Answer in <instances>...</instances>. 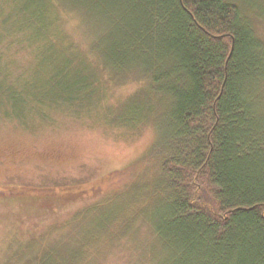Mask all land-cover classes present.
<instances>
[{
	"label": "trees",
	"instance_id": "obj_1",
	"mask_svg": "<svg viewBox=\"0 0 264 264\" xmlns=\"http://www.w3.org/2000/svg\"><path fill=\"white\" fill-rule=\"evenodd\" d=\"M7 5L0 46L34 59L19 74L0 62L5 117L26 124L27 115L48 121L59 109L88 114L97 84L81 71L95 67L120 83L135 78L139 88L122 106L131 122L158 119L160 135L130 165L132 178L61 198L75 200L74 209L46 225L70 231L59 236L67 241L21 263L87 264L96 248V257L132 251L140 264H264V38L253 21L226 0ZM62 16L87 39L84 49ZM94 238L106 243L90 244Z\"/></svg>",
	"mask_w": 264,
	"mask_h": 264
},
{
	"label": "rangeland",
	"instance_id": "obj_2",
	"mask_svg": "<svg viewBox=\"0 0 264 264\" xmlns=\"http://www.w3.org/2000/svg\"><path fill=\"white\" fill-rule=\"evenodd\" d=\"M13 1L15 7L21 4V0ZM226 1L235 3L264 38V0ZM7 2L0 0V23L8 16ZM61 20L70 36L84 49L85 36L68 27L67 17L62 16ZM1 50L0 62L8 64L12 74L32 67L34 58L30 51L4 45L0 46ZM67 71L77 74L74 69ZM81 72L88 81L97 84L93 108L88 114L84 108L77 113L59 109L50 113L48 121H39V116L33 114L27 115L26 124H23L5 117L0 109V264H23L21 261L40 248L65 243L68 236L61 239L59 236L70 231H57L46 225L75 205V200L72 204L61 198H70L73 191H81L94 182L104 180L107 183L114 177H131L130 165L159 141L155 124L158 119L146 122L144 117L135 114L139 120L131 122L128 108L126 113L122 106L139 88L135 78L120 83L95 67ZM39 75L45 73L40 70ZM259 96L264 106L263 83ZM129 103L132 106V102ZM142 122L145 123L138 124ZM95 239L89 243H106ZM127 244L132 247L131 243ZM95 249H89L85 257L97 260L87 264L142 262L132 251L128 254L123 249L119 252L103 250L96 257ZM157 253L160 255L161 251L158 249Z\"/></svg>",
	"mask_w": 264,
	"mask_h": 264
}]
</instances>
